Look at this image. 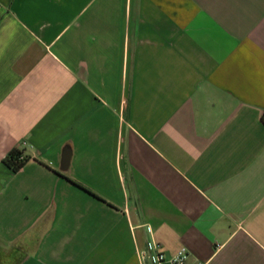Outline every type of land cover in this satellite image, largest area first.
<instances>
[{
    "label": "crops",
    "instance_id": "crops-1",
    "mask_svg": "<svg viewBox=\"0 0 264 264\" xmlns=\"http://www.w3.org/2000/svg\"><path fill=\"white\" fill-rule=\"evenodd\" d=\"M263 116L264 0H0V264H264Z\"/></svg>",
    "mask_w": 264,
    "mask_h": 264
},
{
    "label": "built area",
    "instance_id": "built-area-1",
    "mask_svg": "<svg viewBox=\"0 0 264 264\" xmlns=\"http://www.w3.org/2000/svg\"><path fill=\"white\" fill-rule=\"evenodd\" d=\"M26 144L24 143V146ZM20 153L19 163H25L26 157L22 150ZM142 264H187L189 259V251L185 247H181L171 256H167L160 250V246L152 237L148 240L147 250L140 255Z\"/></svg>",
    "mask_w": 264,
    "mask_h": 264
},
{
    "label": "trees",
    "instance_id": "trees-1",
    "mask_svg": "<svg viewBox=\"0 0 264 264\" xmlns=\"http://www.w3.org/2000/svg\"><path fill=\"white\" fill-rule=\"evenodd\" d=\"M263 121H264V116H263ZM19 156L20 153L18 151H13L8 155V157L5 160L6 165L14 172H17L24 165V163H19Z\"/></svg>",
    "mask_w": 264,
    "mask_h": 264
}]
</instances>
